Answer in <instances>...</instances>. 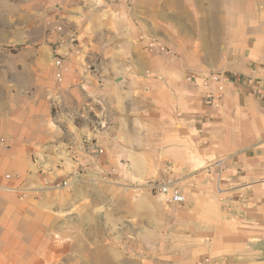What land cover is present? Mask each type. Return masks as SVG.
Listing matches in <instances>:
<instances>
[{
	"label": "crops",
	"instance_id": "obj_1",
	"mask_svg": "<svg viewBox=\"0 0 264 264\" xmlns=\"http://www.w3.org/2000/svg\"><path fill=\"white\" fill-rule=\"evenodd\" d=\"M125 3L109 7L120 21L109 43L97 38V70L109 74L97 79L98 156L149 151L151 133L173 140L169 167L181 170L162 179H181L188 202L175 206L142 192L118 203L117 191L107 187L97 228L62 222L70 209L47 206L55 191H43L42 156L61 146L91 164L82 155L91 132L75 125L69 131L53 116V102L6 97L0 99V264L59 262L67 258L59 248L86 246L76 235L69 243L70 232L86 230L97 231V248L111 247L121 232L135 236L129 246L146 253L137 264H264V0L143 1L142 36H149L151 17H158V32L170 25L172 57L133 44L122 23L132 17ZM203 73L223 74L224 91L205 85ZM211 94L221 98L212 103ZM109 161L117 168L114 156Z\"/></svg>",
	"mask_w": 264,
	"mask_h": 264
},
{
	"label": "rangeland",
	"instance_id": "obj_2",
	"mask_svg": "<svg viewBox=\"0 0 264 264\" xmlns=\"http://www.w3.org/2000/svg\"><path fill=\"white\" fill-rule=\"evenodd\" d=\"M124 1L128 2L125 5L130 8L132 17L128 22L122 20V23H127L130 33L133 32L130 35L133 44L141 49L145 42V49L148 48L152 56L172 57L171 26H167L169 30L158 32V17H151L149 36L143 37L140 32L141 11L143 1L147 0ZM114 3H120V0H0V99L16 97L23 104L27 100L43 105L53 102V116L59 118L69 131L75 125L91 132L85 137L86 150L82 153L92 161L91 164L82 165L77 153L60 146L52 155L42 156L45 165L39 169L43 191H55L53 201L48 202L49 209L55 210V206H60L61 210L70 209L62 222L68 219L73 225L85 224L88 228H97V219L100 218L97 207L102 202L101 195L108 192L107 187L117 191L121 197L118 203H123L124 194L136 197L147 192L144 189L138 191L146 181L162 179L174 172L177 175L181 170L169 167L175 161L169 152L173 140L152 133L149 151L101 152L104 162L98 156L97 79L109 78V74L101 75L97 70V64H101L97 59L100 55L97 38L99 41L107 38L109 43L110 28L117 21L120 23L115 11L109 8ZM159 34L163 37L161 40L156 38ZM155 42L164 43L169 52L152 47ZM105 47L110 51L109 44ZM158 78L151 74V79ZM110 156L117 159V168L109 166L112 163ZM97 159L100 162L97 163ZM45 178L49 179V185H46ZM54 179L68 181L69 186L53 187L51 181ZM177 180L182 188L185 184L181 179ZM75 186L82 188L81 193L72 192ZM39 206L46 207L40 200ZM70 235L69 243H74L72 236L76 235L73 238H84L86 246L59 248L66 252L67 258L59 256V262L42 264H128L129 261L137 264L134 262H140L146 254L141 247L129 246L131 240L137 238L128 236L126 232L119 233L117 242L107 248H97V231L70 232ZM55 239L60 240L61 237Z\"/></svg>",
	"mask_w": 264,
	"mask_h": 264
},
{
	"label": "built area",
	"instance_id": "obj_3",
	"mask_svg": "<svg viewBox=\"0 0 264 264\" xmlns=\"http://www.w3.org/2000/svg\"><path fill=\"white\" fill-rule=\"evenodd\" d=\"M152 47L157 48L159 51L168 53V48L160 43H152ZM60 65V63H59ZM199 78L205 85H211L214 84L218 87L219 93L224 91V83L227 81V78L223 74H216V73H203L200 74ZM194 77H191L189 80H193ZM221 96L218 94L217 96H214L211 94L208 99L214 103L215 100L220 99ZM48 178H45L46 185L50 184V181H48ZM52 186L57 188H67L69 186L68 181H57L52 180L51 181ZM144 189L145 191L149 192L152 195L157 196H163L167 199V202L171 205L179 206L186 204L188 202L187 196L184 194L182 188L179 186V184L174 181L173 179H157V180H149L140 185V188H138V191H141Z\"/></svg>",
	"mask_w": 264,
	"mask_h": 264
},
{
	"label": "bare ground",
	"instance_id": "obj_4",
	"mask_svg": "<svg viewBox=\"0 0 264 264\" xmlns=\"http://www.w3.org/2000/svg\"><path fill=\"white\" fill-rule=\"evenodd\" d=\"M148 206V205H147Z\"/></svg>",
	"mask_w": 264,
	"mask_h": 264
}]
</instances>
